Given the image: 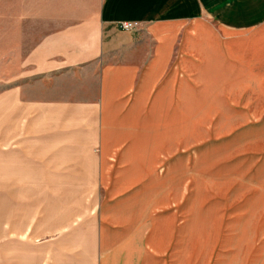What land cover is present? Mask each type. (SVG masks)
I'll use <instances>...</instances> for the list:
<instances>
[{
  "label": "crops",
  "instance_id": "1",
  "mask_svg": "<svg viewBox=\"0 0 264 264\" xmlns=\"http://www.w3.org/2000/svg\"><path fill=\"white\" fill-rule=\"evenodd\" d=\"M95 1L72 0L5 80L3 131L40 137L50 172L97 179L98 264H187V146L201 169L234 115L264 133V0Z\"/></svg>",
  "mask_w": 264,
  "mask_h": 264
},
{
  "label": "rangeland",
  "instance_id": "2",
  "mask_svg": "<svg viewBox=\"0 0 264 264\" xmlns=\"http://www.w3.org/2000/svg\"><path fill=\"white\" fill-rule=\"evenodd\" d=\"M96 6L90 0V10ZM64 10L79 11L72 0H0V264H98L97 179L65 177L74 173L59 164L50 172L35 153L40 137L22 129L13 138L2 125L5 80L23 70L45 32L69 23L60 17ZM192 98L186 117L194 110ZM240 117L234 115V128L217 137L228 152L219 154L216 165L207 161L195 168V148L187 146L180 214L187 264H264V149L256 152L264 133L261 121ZM202 150L212 154L209 146Z\"/></svg>",
  "mask_w": 264,
  "mask_h": 264
},
{
  "label": "built area",
  "instance_id": "3",
  "mask_svg": "<svg viewBox=\"0 0 264 264\" xmlns=\"http://www.w3.org/2000/svg\"><path fill=\"white\" fill-rule=\"evenodd\" d=\"M138 26L139 24L137 22H123L119 24V29L123 31H132Z\"/></svg>",
  "mask_w": 264,
  "mask_h": 264
}]
</instances>
